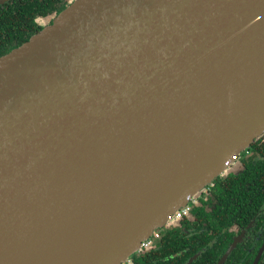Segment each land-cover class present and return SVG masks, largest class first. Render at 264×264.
Segmentation results:
<instances>
[{
  "label": "water",
  "instance_id": "95a60500",
  "mask_svg": "<svg viewBox=\"0 0 264 264\" xmlns=\"http://www.w3.org/2000/svg\"><path fill=\"white\" fill-rule=\"evenodd\" d=\"M262 134L264 0H76L0 57V264L131 263Z\"/></svg>",
  "mask_w": 264,
  "mask_h": 264
},
{
  "label": "flooded vegetation",
  "instance_id": "af4514ba",
  "mask_svg": "<svg viewBox=\"0 0 264 264\" xmlns=\"http://www.w3.org/2000/svg\"><path fill=\"white\" fill-rule=\"evenodd\" d=\"M74 1L0 0V57L20 48L33 36L51 26ZM255 142V145L252 144L241 153L238 160L230 164L229 169L235 173L219 176L207 185L201 197L191 198L187 204L188 214L174 220V227L167 225L158 228L155 232L160 234V238L154 239L149 249L142 247L139 253L152 251L162 239V233L172 229L174 233L190 238L187 244L174 250V258L180 251L193 250V238L199 236L209 239L210 246H203L190 258H199L203 252L218 248L222 249L221 258L229 251L224 264H247V260L253 264L258 257L259 264L264 259V151L256 148L264 144V134ZM247 170L251 172L249 176L245 175ZM229 175L239 177L238 191L228 202L227 190L224 193L223 189L225 203H231L230 211L235 220L228 225L227 232L225 230L219 234L214 224L217 222L222 226L219 217L224 210V199L220 198V185ZM241 187L246 188L245 192L241 191ZM134 255L130 257L131 260Z\"/></svg>",
  "mask_w": 264,
  "mask_h": 264
},
{
  "label": "trees",
  "instance_id": "16d2710c",
  "mask_svg": "<svg viewBox=\"0 0 264 264\" xmlns=\"http://www.w3.org/2000/svg\"><path fill=\"white\" fill-rule=\"evenodd\" d=\"M256 143V142H255ZM253 145H255L253 143ZM258 151H264V144L260 145L256 148ZM264 155V152L262 153ZM248 174H251L249 170L246 171L245 175L249 176ZM239 177L235 175H229L226 177V179L221 183L220 187V198L224 199V210L220 213L219 219L220 222L222 221V226L220 227L217 223V226L214 224V227L216 230L219 231V234L222 231L227 232L228 225L234 222L235 218L233 214L230 211V207L232 205L225 203V196L224 193L227 190L226 193V200L227 202L230 200V198H233L237 191V179ZM224 189V193H223ZM246 188L241 187V191L245 192ZM249 202V198L247 200ZM249 218H247L248 220ZM174 223L170 226H173ZM225 226V227H224ZM215 232V231H214ZM163 234L162 239L159 243H157L156 246L152 249V251H149L148 253L141 252L139 254H135L132 257L131 263L129 264H217L219 259L221 258L222 249H215L213 251H205L201 254L199 258L194 257L190 258L195 252L201 250L203 246L209 247L210 242L209 239L205 237H199L196 236L193 238L194 248L193 250L183 251L179 252L178 256L174 258V250L177 249V247H182V245L187 244L188 240L190 238L185 237L183 235H180L178 233H174V230H166ZM192 240V239H191ZM193 259V260H192ZM192 260V261H191ZM251 260H247V264H250ZM264 264V259L259 263Z\"/></svg>",
  "mask_w": 264,
  "mask_h": 264
},
{
  "label": "built area",
  "instance_id": "2783aa9c",
  "mask_svg": "<svg viewBox=\"0 0 264 264\" xmlns=\"http://www.w3.org/2000/svg\"><path fill=\"white\" fill-rule=\"evenodd\" d=\"M229 166H230V165L228 164V167H229ZM188 212H189V207H188V205H186V206L183 207V208H180V209L174 214V216L172 217L171 222H172V221L174 222V220H177V219L181 218L182 216L187 215ZM158 238H160V234H159L158 232L153 233L152 236H151L147 241H144V242H143L142 247L145 248V249H149V248L152 246L153 240H154V239H158ZM142 247H141V249H142ZM129 263H130V261H127V262H125V263H123V264H129Z\"/></svg>",
  "mask_w": 264,
  "mask_h": 264
}]
</instances>
